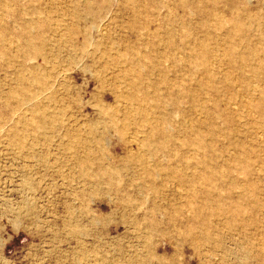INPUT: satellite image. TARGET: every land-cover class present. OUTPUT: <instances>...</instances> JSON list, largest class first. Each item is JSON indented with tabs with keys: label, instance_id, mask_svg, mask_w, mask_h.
I'll return each instance as SVG.
<instances>
[{
	"label": "rangeland",
	"instance_id": "374dc122",
	"mask_svg": "<svg viewBox=\"0 0 264 264\" xmlns=\"http://www.w3.org/2000/svg\"><path fill=\"white\" fill-rule=\"evenodd\" d=\"M0 264H264V0H0Z\"/></svg>",
	"mask_w": 264,
	"mask_h": 264
},
{
	"label": "bare ground",
	"instance_id": "6f19581e",
	"mask_svg": "<svg viewBox=\"0 0 264 264\" xmlns=\"http://www.w3.org/2000/svg\"><path fill=\"white\" fill-rule=\"evenodd\" d=\"M208 64H209V63H208ZM239 110H240V109H239ZM239 110H238V111H239ZM258 135H259V134H258ZM232 153H233V152H232Z\"/></svg>",
	"mask_w": 264,
	"mask_h": 264
}]
</instances>
